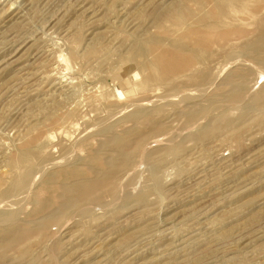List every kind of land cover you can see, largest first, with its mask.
<instances>
[{"label":"rangeland","instance_id":"374dc122","mask_svg":"<svg viewBox=\"0 0 264 264\" xmlns=\"http://www.w3.org/2000/svg\"><path fill=\"white\" fill-rule=\"evenodd\" d=\"M8 212L0 264H264V0H0Z\"/></svg>","mask_w":264,"mask_h":264},{"label":"bare ground","instance_id":"6f19581e","mask_svg":"<svg viewBox=\"0 0 264 264\" xmlns=\"http://www.w3.org/2000/svg\"><path fill=\"white\" fill-rule=\"evenodd\" d=\"M199 3V2H198ZM193 7V6H192ZM263 21V19L261 18V21H259V23H261ZM261 29V28H260ZM221 39V38H220ZM261 41V40H260ZM259 41V42H260ZM169 56L171 57H176V53H172V54H170L169 53ZM229 56H230V54H229ZM241 56V55H240ZM247 62V61H246ZM249 64V63H248ZM251 64V63H250ZM256 68V67H255ZM235 73V72H234ZM233 78V77H232ZM232 81V80H231ZM230 81V82H231ZM233 82V81H232ZM231 82V83H232ZM235 82V81H234ZM231 83H229L230 85H231ZM210 84V83H209ZM223 85H225V84H223ZM235 85V84H234ZM227 86V85H226ZM236 86V85H235ZM229 88V87H228ZM227 88V89H228ZM237 88V87H236ZM231 89H234V88H230V91H231ZM229 90V89H228ZM195 95V94H194ZM173 96V95H172ZM216 98V97H215ZM159 100V99H158ZM146 102V101H145ZM142 103V102H141ZM146 105V104H145ZM182 106V105H181ZM186 107V106H185ZM194 109V108H193ZM211 110V109H210ZM188 111H190L191 112V110H188ZM183 113V112H182ZM188 113V112H187ZM139 114V116L141 115V112L138 110V111H134V112H131L130 114H129V117H131V118H133L134 119V116L136 117V115H138ZM138 118V117H137ZM149 118V117H148ZM154 121V120H153ZM170 121V120H169ZM145 123L146 124H150V121H148V120H145ZM156 124V123H155ZM100 125V124H99ZM125 127V126H124ZM106 135V134H105ZM103 136V135H102ZM92 138V137H91ZM112 140H114V136H110V138H108V139H104V140H102V141H100V144H99V146L96 148V149H94V152H98V150L100 149V147H102V145H104V144H106V143H110ZM173 140V139H172ZM98 142V141H97ZM106 150V149H105ZM111 150V149H110ZM115 152V151H114ZM117 152V153H116ZM114 154L113 153H111V154H109V155H105V156H101V157H99V159H98V162H99V164H100V166L103 168V169H109L110 167H112L111 165H109V160L111 159V158H113V157H115L116 155H118L119 154V152L118 151H116ZM121 154V153H120ZM91 155V154H90ZM54 164V163H53ZM57 164V163H56ZM55 164V165H56ZM58 165V164H57ZM45 167V166H44ZM68 169V168H67ZM89 170V175H90V179L92 180V182H94V183H96L97 181H96V179H98V176L100 175V173L97 171V170H90V169H88ZM60 174H61V172H60ZM67 173H65V175H66ZM64 175V176H65ZM70 175H71V173H70ZM88 176V175H87ZM28 177H29V173H28V170H26L25 171V174H23V176H21L20 177V179H18V177H17V181L15 180V185H17V186H19V188H20V186L22 187V186H24V184L25 183H29L28 181H27V179H28ZM63 177V176H62ZM59 178H61L60 177V175H59V173L56 171H53V172H51V173H49L48 175H47V177H46V183L48 184V185H53L54 183L56 184V187H57V192L55 193V195L53 196L55 199V201H54V203H55V206L53 207V208H48L47 206V204H42L41 205V208L43 209V210H45L46 209V211L43 213V216L42 217H47V216H49V215H51V214H53L55 211H58V210H63L66 206H67V202H68V200L70 199V197L68 196V192H70L71 190H70V186H69V184H64V183H60L59 182ZM76 178V177H75ZM78 178V177H77ZM29 179H30V177H29ZM28 179V180H29ZM27 181V182H26ZM59 182V183H58ZM62 182V181H61ZM64 182H67V181H64ZM26 185V184H25ZM46 185V184H45ZM25 187H27V185L25 186ZM25 187H23V188H25ZM18 189V188H17ZM22 189V188H21ZM26 189V188H25ZM24 189V190H25ZM45 189V188H44ZM89 189V188H88ZM84 191V190H83ZM18 192V191H17ZM44 192V191H43ZM55 192V191H54ZM13 193H14V191H13ZM42 193V192H41ZM41 195V194H40ZM71 196V195H70ZM37 199H39V200H41V197L39 198V197H37ZM44 198H42V201H44L43 200ZM47 199V198H46ZM13 201V200H12ZM19 201V200H18ZM41 201V202H42ZM39 202V201H38ZM50 202V201H49ZM53 202V201H52ZM38 205H40V204H38ZM47 205V206H46ZM27 206V205H26ZM45 208V209H44ZM17 209V208H16ZM15 209V210H16ZM24 211V210H23ZM37 212V211H36ZM39 212V211H38ZM9 213V212H8ZM40 213H41V211H40ZM39 214V213H38ZM2 216V217H1ZM16 216V213H9V214H4V215H1L0 214V217H1V219H3V221H5V220H12L14 217ZM16 218V217H15ZM19 219V218H18ZM16 220V219H15ZM1 221V220H0ZM18 221H20V220H18ZM31 221V220H30ZM6 223V222H5ZM28 223V222H27ZM31 223V222H30ZM30 225V224H29ZM10 235V234H9ZM11 236V235H10ZM1 238V237H0Z\"/></svg>","mask_w":264,"mask_h":264}]
</instances>
